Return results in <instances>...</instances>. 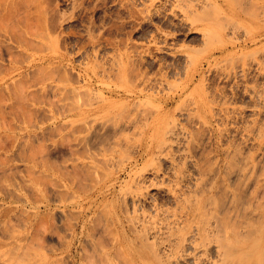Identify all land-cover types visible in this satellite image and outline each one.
<instances>
[{
    "label": "bare ground",
    "instance_id": "obj_1",
    "mask_svg": "<svg viewBox=\"0 0 264 264\" xmlns=\"http://www.w3.org/2000/svg\"><path fill=\"white\" fill-rule=\"evenodd\" d=\"M176 1L165 0L163 5ZM212 1L223 14L234 13L233 0ZM231 19L218 23V34L207 25L201 34L206 50L201 57L185 46L172 43L171 47L167 37L158 42L183 56L180 66L155 73L134 71L128 66L134 55L125 49L116 60L117 69L103 72L101 79L90 75L91 82L96 80L105 89L92 100H81L85 97L80 93L79 103H83L73 106L69 101L68 107L73 108L64 115L79 114L83 121L89 120L88 130L105 135L110 149L102 159L99 153L98 158L94 154L87 158L90 171L96 172L89 187L79 174L75 180L72 176L74 181L69 177L70 184H58L73 198H79L82 190L85 193V201L77 203L81 218L76 222L72 216L75 225L68 228L75 239L80 226L87 229V222L93 223L85 240L90 248L79 250L87 253L88 260L73 250V239L65 235L52 258L42 254L22 263L57 264L61 256L65 264H264V30L254 29L250 42L239 44L225 37L233 28ZM40 31L29 33L48 45L52 55L34 59L32 65L64 63L58 37ZM251 45L255 47L249 58L243 54L236 61L230 49L244 52ZM249 77L255 85L247 84ZM40 86L59 88L53 79ZM62 87L67 89L66 84ZM68 89L73 93L77 88ZM44 206L51 208L49 203ZM40 208L28 213L25 234L14 237L12 249H23ZM7 261L2 264H12Z\"/></svg>",
    "mask_w": 264,
    "mask_h": 264
},
{
    "label": "rangeland",
    "instance_id": "obj_2",
    "mask_svg": "<svg viewBox=\"0 0 264 264\" xmlns=\"http://www.w3.org/2000/svg\"><path fill=\"white\" fill-rule=\"evenodd\" d=\"M164 1L0 0V254H3L0 255V258L2 257L0 264L3 260L9 262V259L12 260V264H24L22 262L26 258L42 257L44 256L42 254H48L52 258L53 251L61 244L59 239H63L65 235L70 238L69 241L73 239L70 241L73 250H83L82 247L85 246L90 248L85 240L88 239L86 232L92 222H87V229L80 226L78 229L80 235L75 239L71 228H68L75 225L73 219L77 222L81 218L77 203L85 201V193L82 190L78 193L79 198H73L64 194L63 191L66 193V190L58 187V184L59 182L60 185L70 184L71 180L69 183L66 182L69 177L75 180L79 174L80 180L89 187L91 180H95L96 177L91 176L94 170L90 171L92 169L87 158L94 155L96 156L94 158H98L102 154L98 158L102 159L103 153L110 149L108 143L104 142L105 135H94L88 130L89 120L85 122L76 116L79 114L68 116L67 113L73 108L68 107L70 103L76 104L73 106L83 103V101L79 103V98H82L80 93L85 97L81 100L89 98L92 100L97 96L99 98L100 91L105 89L100 82L96 80L91 82V76L101 79L103 72L107 74L117 69L116 60L120 51L124 52L125 49L134 55L133 62L128 64L134 71L142 69L155 73L159 68L167 69L173 65H182L183 56L180 53H173L168 49L170 47L168 45V47L160 45L166 37L167 44L171 47L172 43L182 45L194 56H204L205 42L204 35L201 34L206 31L207 25L214 28L218 34V23L222 21L225 23L227 19L225 15L228 17L231 15L233 18L230 21L234 29L230 28L229 33L225 35L233 42L239 44L250 42L254 29L264 30V0H240L241 2L230 0L233 14L230 12L223 14L225 12L221 11V8L212 5V0H209L210 3L208 0H201V5H196L197 1L194 0V3L192 0H178L163 5ZM38 28L42 34L49 32L58 37L57 47L65 57L64 63L32 65L43 56L52 55L50 47L33 36L37 34ZM27 30L31 31V34L34 32L33 35ZM213 40L215 38L211 39V42ZM30 42L32 49L28 44ZM261 45L264 48V45ZM254 47L251 45L244 52L230 50L235 53L237 61L244 56L247 59L246 55L249 58ZM141 56L144 59H141ZM51 79L54 80V85L59 87L58 90L41 88V82ZM252 81L253 79L249 77L247 84L255 85ZM65 84L66 90L62 87ZM72 87L78 89L75 90L79 95L75 90L71 93L73 89L68 91V88ZM95 95L96 97H93ZM245 99L249 101L248 98ZM239 103L243 104L241 100ZM60 105H63V108ZM64 111H67L65 112L67 115H64ZM75 157L84 158V161L76 160ZM34 158L39 160L37 162L41 161V164L36 161L34 163ZM77 163L80 165H76ZM93 175L95 176L96 172ZM47 203L51 204L48 210L44 206ZM38 205L41 206L40 214L25 246L23 249H16L15 246L12 249L14 237L25 234L27 218L38 211L35 210ZM8 249H12L11 252ZM81 254L83 260L88 258L86 252ZM60 258L59 263L65 264Z\"/></svg>",
    "mask_w": 264,
    "mask_h": 264
}]
</instances>
